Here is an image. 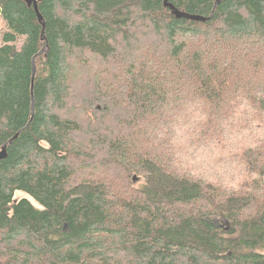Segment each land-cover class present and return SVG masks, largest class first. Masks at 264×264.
<instances>
[{
  "label": "trees",
  "instance_id": "obj_1",
  "mask_svg": "<svg viewBox=\"0 0 264 264\" xmlns=\"http://www.w3.org/2000/svg\"><path fill=\"white\" fill-rule=\"evenodd\" d=\"M167 2L0 0V264H264V0Z\"/></svg>",
  "mask_w": 264,
  "mask_h": 264
},
{
  "label": "water",
  "instance_id": "obj_2",
  "mask_svg": "<svg viewBox=\"0 0 264 264\" xmlns=\"http://www.w3.org/2000/svg\"><path fill=\"white\" fill-rule=\"evenodd\" d=\"M25 1L27 2L28 5L32 4L34 10L37 12V4H36L37 0H25ZM164 5L168 7L171 10V13L175 15L176 17H183V18H188L192 20H204L205 19L204 17L199 16V15H191L186 12L179 11L173 5L168 3L167 0H164ZM37 16H38V19L41 20V16L38 13H37ZM4 149H5V146H2L0 150V159L4 157Z\"/></svg>",
  "mask_w": 264,
  "mask_h": 264
},
{
  "label": "rangeland",
  "instance_id": "obj_3",
  "mask_svg": "<svg viewBox=\"0 0 264 264\" xmlns=\"http://www.w3.org/2000/svg\"><path fill=\"white\" fill-rule=\"evenodd\" d=\"M4 25L2 22H0V37H1V33L4 31ZM21 38L17 40V43L19 44L21 42ZM25 196V194H23L21 191H16L15 192V197H22V196Z\"/></svg>",
  "mask_w": 264,
  "mask_h": 264
}]
</instances>
